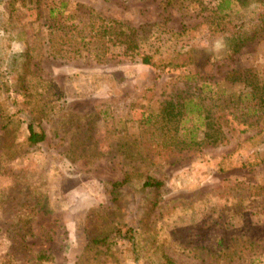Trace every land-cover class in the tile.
<instances>
[{"label": "rangeland", "instance_id": "374dc122", "mask_svg": "<svg viewBox=\"0 0 264 264\" xmlns=\"http://www.w3.org/2000/svg\"><path fill=\"white\" fill-rule=\"evenodd\" d=\"M90 15L136 50L77 54ZM238 69L264 84V0H0V264H264V107ZM189 97L222 143L174 146L159 108Z\"/></svg>", "mask_w": 264, "mask_h": 264}, {"label": "trees", "instance_id": "16d2710c", "mask_svg": "<svg viewBox=\"0 0 264 264\" xmlns=\"http://www.w3.org/2000/svg\"><path fill=\"white\" fill-rule=\"evenodd\" d=\"M89 25L94 30L89 39H86L85 35H81L75 43V52L80 54L81 46H84L88 54L93 56H100L99 51L105 50L107 43L111 42L114 45H124V53L133 52L136 50V33L135 29L126 26L125 24L113 19H105L100 16L90 15ZM96 25V27H95ZM64 37H71L72 32H64ZM72 40V39H71ZM243 43V39L237 36L234 43V51L237 50ZM141 61L144 64L156 65L155 59L151 55L144 54L141 56ZM248 70H234L227 74L226 79L232 83L242 84L247 87V93H245L249 104L248 110L253 111V96L255 97V104L257 109L264 107V84H256L253 86V80L248 76ZM250 95V96H249ZM193 99H199L198 101ZM159 115L162 121L161 127L167 132L172 133V137L175 139V147H197L202 145H217L224 141L225 135L222 129L221 122L219 120L220 115L213 113L211 109L204 106L199 97L186 98L184 100H165L160 108ZM186 122H190V125H184ZM4 127L6 129L7 125ZM28 135L26 141L32 145L45 139V133L42 131L34 130L33 126L28 124ZM178 134H181L180 137ZM183 136V137H181ZM126 178L122 182L113 183L114 186L120 185L125 182ZM163 181L146 177L141 184L143 189H160L163 186ZM124 229V238L128 241H134V234L131 229ZM120 233L121 229H117ZM107 235L101 239L92 238V242H99L105 240Z\"/></svg>", "mask_w": 264, "mask_h": 264}]
</instances>
